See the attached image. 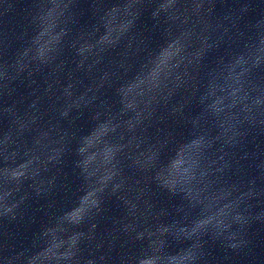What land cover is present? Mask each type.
<instances>
[{
  "label": "clouds",
  "instance_id": "9594fccd",
  "mask_svg": "<svg viewBox=\"0 0 264 264\" xmlns=\"http://www.w3.org/2000/svg\"><path fill=\"white\" fill-rule=\"evenodd\" d=\"M0 264H264V0H0Z\"/></svg>",
  "mask_w": 264,
  "mask_h": 264
}]
</instances>
